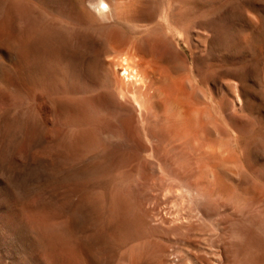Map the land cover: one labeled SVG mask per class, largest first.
<instances>
[{
  "label": "rangeland",
  "instance_id": "rangeland-1",
  "mask_svg": "<svg viewBox=\"0 0 264 264\" xmlns=\"http://www.w3.org/2000/svg\"><path fill=\"white\" fill-rule=\"evenodd\" d=\"M111 2L135 14L106 25L101 21L77 25L62 20L39 0H0V31H6L0 33V264L214 262L215 247L212 242L206 244L205 238L214 236L217 218L193 231L160 226V213L175 215L179 203L174 195L159 190L158 173L147 176L142 167L129 162L100 170L107 174L102 173L104 177L100 172L88 171L86 177L75 171L77 155L71 144L61 142L64 132L75 125L71 116L78 111L73 106L85 101L60 91L74 68L56 49L60 40L61 51L69 49L77 32L90 38L82 51L89 76L87 65L95 49L103 63L116 54L115 49H180L186 54L185 59L169 63L148 57L144 68L152 76L149 86L172 95V82L179 83L185 100L194 105L191 110L203 115L209 135L206 140L180 135L161 151L184 142L196 159L208 161L217 149L209 142L214 139L224 159L240 164L237 168L229 163L232 174L221 173V182L227 186L220 184L217 193L233 196L235 205L264 224V0ZM16 6L18 13L23 7L29 11L16 14ZM105 32L119 38V44L101 37ZM61 99L70 108H61ZM166 103L164 109L171 110ZM84 112L85 123L96 130L95 142L85 146L88 156L112 143L115 120L109 109L91 105ZM144 154L152 157L150 152Z\"/></svg>",
  "mask_w": 264,
  "mask_h": 264
},
{
  "label": "bare ground",
  "instance_id": "bare-ground-1",
  "mask_svg": "<svg viewBox=\"0 0 264 264\" xmlns=\"http://www.w3.org/2000/svg\"><path fill=\"white\" fill-rule=\"evenodd\" d=\"M39 1L48 5L53 11H56L61 16V19L63 18L62 20L72 21L77 25H93V23L98 21H101L102 25L103 23L106 25L110 20L135 14V11L125 12L118 9V7L112 4V0ZM20 5L22 6V3ZM91 6L95 7L96 11L93 10ZM17 7L18 6L14 7L15 10ZM14 8L12 7V13ZM22 9L24 11L25 9L29 11L28 7H23ZM17 10H19V8ZM17 10V13L15 12L16 14L20 15L23 12L22 10V12L20 11L18 13ZM140 10H142V8H140ZM26 14L24 12V15ZM10 15L12 16V14ZM11 19L8 17L9 21H11ZM10 26V28H12V25ZM0 28L2 29V27ZM12 30L13 28L11 31ZM4 32L6 33V31ZM4 32L0 31L1 34H4ZM70 32H72V30ZM13 35L15 36V33ZM60 36L61 35H58V37ZM72 37L70 48L64 49L65 51L62 50L63 52L61 51V40L59 41L60 43L58 42L59 46L56 49V54L61 55L63 60L67 59L70 63L72 61L74 68V72H71L72 74L70 73L68 75L69 78H67L70 81L65 79V81L69 83L67 85H62L61 83L62 86L60 85V91L64 94L69 93L76 95L81 99L83 98L82 100L85 101V103L79 102L77 105L73 106L76 107L74 111H78V115L75 116L74 113V116H71L75 117L73 118L75 120V125L73 129L70 128L66 133L64 132L63 138L61 137V145L65 146L67 143L71 144L74 153L77 155L75 157V171L81 174V176L86 174V177L89 175L87 174L88 171H90V173L91 171L100 172L101 174H99L101 176L103 173L101 171L129 162L142 167L147 176L158 173L159 190L164 191L166 195H174L175 202L179 203V208H176V210H179L178 212L176 210L174 211L176 212L174 213L175 215L170 213L171 210L170 212L167 211L168 214L170 213L171 215L162 214L163 212L160 213L159 216V213L157 214L159 223L161 224L160 226H164L168 229H177L182 232L184 229L192 230L200 226L202 227L208 219L211 220V218L215 217L217 218L215 222V238L214 236L211 238L209 237V239L205 238L206 244L210 245L209 242H212V246L215 247L214 262L211 264H264V224L256 220L253 214L251 215L249 212L242 210V206L235 205L234 201L236 202V200H233V196L224 197L217 193V187L223 183L221 182V173L230 172L234 164H237L238 166H235L238 168L240 166V164H238V159V162H235L236 160L232 161L231 158L233 163L228 162L230 160L229 157H232L233 154L229 157L227 156V159L229 158L228 161L226 158L224 159L225 154L220 150V146L217 144L218 142H214L212 138H209V142L213 145L215 143L217 146L214 147L217 149L208 157V161L196 159L193 155V151L186 148V144L184 146V142L172 146L173 150L171 148L168 150L166 149L165 153L161 151L162 147L165 148L167 144L170 142L172 143L174 141L173 139L176 137L179 138L180 135H185L184 137H187V139L189 137L196 140H202L206 135L207 137L209 135L206 134L208 125L203 115H200L199 111L198 114H196L191 110L194 105L193 103L189 105V100H185L186 93L179 83H174V80V82L171 81L173 84L170 82V84H172L171 92H168L172 95H168V93H165L160 88H152L149 86V79L152 76L149 78L150 74L148 75L146 71L147 68H144L145 64L148 62V57L157 59L155 61L169 63L175 59H185L187 57L186 54L180 49H143L142 51H123L124 49H115L116 54L103 63L99 56V49H95L93 58L89 61L88 65L86 64L92 73V76H89L84 72L85 69L82 64L84 56L82 51L88 47V39L90 38L86 35H81V32L75 33V36ZM101 37L106 40L110 39L109 41L112 44H119V38L116 39L110 36L109 32L101 34ZM115 45H113V47ZM88 52L91 53V51ZM87 56L89 55L86 54L85 57ZM119 66L121 68H119ZM63 84H65V82ZM166 84L165 88H167V85L169 86V82L167 85ZM66 96L67 95H65V97ZM166 102H168L171 107L169 111L163 107ZM64 103L65 101L61 99V108H70ZM74 104L76 103L74 102ZM91 105L98 109H109L112 112L115 124L114 128L111 130L112 143L101 147L97 146L98 148L94 152L85 156V146L95 142L96 134V130L93 129L94 126L92 128L90 124L87 125L85 123L86 121L88 122V116H86L87 114L84 112L85 107ZM165 105L167 106V103ZM68 110L71 111V109ZM63 111L61 110V112ZM142 129L147 141L142 135ZM184 137H182L183 140ZM145 152H150L152 157L145 156ZM234 156L236 157V155ZM225 162L228 163V166ZM229 163H231L232 167H229ZM112 170L110 169V171ZM111 173L113 172H110V174ZM236 175L234 174V176ZM105 176H107V174ZM222 181H224V179ZM252 182H254V180ZM226 184L225 182L223 183V185L227 186ZM225 186L223 187L225 188ZM172 201H174V198ZM155 212L157 213L158 211ZM154 213L152 217H154ZM203 236H205V234H203ZM165 262H167V260ZM165 262L164 264H166Z\"/></svg>",
  "mask_w": 264,
  "mask_h": 264
}]
</instances>
